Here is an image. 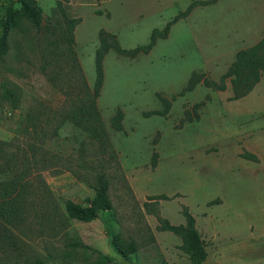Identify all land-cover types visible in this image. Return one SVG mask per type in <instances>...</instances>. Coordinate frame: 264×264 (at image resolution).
I'll use <instances>...</instances> for the list:
<instances>
[{
    "label": "rangeland",
    "instance_id": "1",
    "mask_svg": "<svg viewBox=\"0 0 264 264\" xmlns=\"http://www.w3.org/2000/svg\"><path fill=\"white\" fill-rule=\"evenodd\" d=\"M13 1L0 0V19ZM37 1L44 11L43 30L21 17L9 39L10 53L0 62V142L9 152L39 146L59 163H67L64 169L69 171L44 173L53 204L61 211L66 200L89 206L96 196L98 172L110 182L113 209L91 223L70 220L69 236L26 229L21 235L23 252L38 254L42 264H190L182 240L159 231L156 216L144 207L150 196L166 194L178 196L162 201L155 212L181 225V207L190 209L208 251L204 264H264V76L240 100H232L230 83L225 92L204 83L185 91L194 72L219 82L237 53L260 41L264 0ZM193 3L199 6L174 24L168 38L158 40L149 54L131 59L112 50L105 57L97 101L110 137L106 154L71 124L57 138L43 139L40 132L54 124L69 99L67 83L60 81L71 63L63 15L81 19L74 49L93 87L102 30L115 34L123 49H134L148 44L155 29H164ZM15 10L20 11L18 5ZM8 89L18 100L5 98ZM159 95L172 102L168 115L145 117L164 110ZM202 101L199 118L187 121V111ZM119 108L125 115L121 132L111 126ZM81 145L84 154L79 158ZM154 149L159 155L155 169ZM245 153L258 160L244 158ZM116 234L136 243L138 252L130 259L116 251ZM70 236L84 249L66 257ZM6 263L25 264V257Z\"/></svg>",
    "mask_w": 264,
    "mask_h": 264
},
{
    "label": "trees",
    "instance_id": "2",
    "mask_svg": "<svg viewBox=\"0 0 264 264\" xmlns=\"http://www.w3.org/2000/svg\"><path fill=\"white\" fill-rule=\"evenodd\" d=\"M70 0H60V5ZM217 0L211 3H216ZM15 5L19 6V12L15 10ZM199 6V3H193L189 8L177 15L170 21L164 29H155L150 37L148 44L140 45L134 49H123L113 33L102 30L99 34L100 46L96 51L95 68L96 80L91 87L82 71L77 58L75 45V29L81 23V19H70L63 15V25L65 26L64 42L67 44V52L70 55L71 63L68 71H64V78L60 81L67 83L68 103H65L61 111L54 116V124L48 129H42L43 139L51 141L59 136V131L67 124H71L81 129L90 139L98 145L100 153L106 154L109 150L110 137L106 130L101 111L98 106V99L101 97V91L104 83V59L110 51H115L121 56L131 59L139 55H147L157 44L158 40L167 39L170 30L178 21L190 16L191 12ZM21 14V15H19ZM24 18L35 29L43 30L45 16L44 11L37 0H14L6 9L4 17L0 19V62H2L10 53V36L18 27L20 19ZM60 25L62 23L60 22ZM264 76V36L260 41L247 49L240 50L231 64L228 71L221 77L220 81H213L206 74L194 72L190 78L185 91L192 92L195 88L204 83L206 87L217 92L228 90V83L231 84L233 97L232 100H240L248 96L255 87L261 82ZM14 93L11 90L5 91V98L15 101ZM159 99L164 106V110H156L145 113V117L152 116L166 117L171 109L172 102L159 95ZM18 100V98L16 99ZM207 101L211 96L207 95ZM205 105L202 101L194 106L192 111H187V121L192 122L194 118H199L198 111ZM125 115L122 109H117L111 119L112 128L121 132L124 130ZM36 134L39 132L36 131ZM157 140L154 141L155 145ZM84 145H81L78 157L84 154ZM29 150L19 148L16 151L9 152L7 144L0 142V264L7 260H17L25 257V264H42V259L38 254H29L23 252L25 244L21 240V235L26 229L39 232V235L51 232L56 235L69 236V222L76 220L83 223H91L99 218L101 212H110L113 209V203L110 196V182L104 172L96 174V185L94 187L96 196L89 200V206H83L72 200H66L64 211H61L57 205H54L52 191L46 182L44 173L56 171L63 173L69 171L64 169L67 163H59L55 156L46 149L31 145ZM50 153L52 156H50ZM19 154L24 159H19ZM41 154L42 159H36V155ZM251 161H257L258 158L251 153L242 155ZM159 155L154 149L151 160L152 168L158 165ZM70 165V164H69ZM68 165V166H69ZM178 195L170 197L166 194L154 195L148 198L145 208L148 212L154 214L159 222L158 230L161 232H170L182 240V251L188 256L190 264H204L208 258L205 241L197 228V221L187 206H183L182 214L185 223L173 225L168 219L161 216L159 210H155L162 201H171ZM39 227H42L40 229ZM33 231V232H34ZM61 232V233H59ZM116 251L126 260L138 252V247L134 241L127 242L121 234H116L112 239ZM83 243L70 236L65 244L66 257L72 253L81 252L84 249ZM6 257H3V256ZM13 256V257H9Z\"/></svg>",
    "mask_w": 264,
    "mask_h": 264
}]
</instances>
